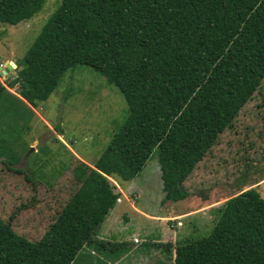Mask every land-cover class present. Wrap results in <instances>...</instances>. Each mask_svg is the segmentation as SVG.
Segmentation results:
<instances>
[{"label": "trees", "instance_id": "trees-1", "mask_svg": "<svg viewBox=\"0 0 264 264\" xmlns=\"http://www.w3.org/2000/svg\"><path fill=\"white\" fill-rule=\"evenodd\" d=\"M45 1L0 0V22L28 20ZM14 62L16 94L0 73L7 128L23 126L77 64L127 104L92 166H73L79 186L38 240L0 219V264H73L117 202L110 178L137 177L156 153L161 203L187 197L183 181L264 80V0H59ZM175 263L264 264V198L254 187L227 198L206 236L177 243Z\"/></svg>", "mask_w": 264, "mask_h": 264}, {"label": "rangeland", "instance_id": "rangeland-1", "mask_svg": "<svg viewBox=\"0 0 264 264\" xmlns=\"http://www.w3.org/2000/svg\"><path fill=\"white\" fill-rule=\"evenodd\" d=\"M58 4L59 0H46L37 15L15 26L0 22V72L24 55ZM15 75L11 68L1 76L11 92L18 90V85L8 86ZM34 108L35 112L27 111L29 116L33 114L30 119L20 121L25 122L23 126L0 124V219L31 241L43 235L78 188L73 166L80 161L92 166L127 114L119 88L85 64L66 71L57 89ZM3 149L10 154L4 155ZM135 179L131 190L143 194L139 200L143 205L154 213L174 210L171 213L177 216L170 213L168 225L183 237L180 241L199 239L210 232L214 220L207 208L251 187L264 198V80L182 183L188 195L181 202L188 212L197 211L193 216L202 217L200 223L188 214V219L181 221L180 200L161 203L165 192L156 153ZM110 181L122 187L131 184L118 177ZM159 232L156 227L150 236L160 237ZM170 249V245L155 250L141 244L125 262L150 252L155 264H167ZM86 253L92 261L79 263L75 258L74 264H111L105 259H114L121 251L109 240L91 243Z\"/></svg>", "mask_w": 264, "mask_h": 264}, {"label": "crops", "instance_id": "crops-1", "mask_svg": "<svg viewBox=\"0 0 264 264\" xmlns=\"http://www.w3.org/2000/svg\"><path fill=\"white\" fill-rule=\"evenodd\" d=\"M12 92L16 94V91L15 92L12 91ZM31 108L35 112V108L32 106ZM31 121H33V118ZM135 178L129 180L131 184H128L126 187H122L119 183L113 182V185L115 186L114 191L118 193V199L114 207L109 211L108 215L101 223L98 232L95 236L96 240L93 242H101V241H109V240L114 241L116 248L120 249L121 253L119 254V256H117L114 259L111 258L105 259V262L111 264H155L153 260H150L151 257L153 256L152 253L150 252L147 253L145 252L144 257L135 258V260L133 259L132 261L128 260L125 262V260L128 258L129 255H133L134 251L136 254V249L141 244H147L151 249L155 248V250L160 247H163V245H170L172 249H170L169 254H167L166 257L167 258L166 260L168 262L167 264H176L175 263L176 242L182 240L183 237L181 238L178 234V231L176 229L170 228V226L168 225V221H170L168 215L174 210L171 209L166 213H162L161 211L158 213H154L152 209L143 205L139 201L142 198L143 194L138 193L136 190H131L132 188L135 189L134 187L135 183L133 182V180L134 179L137 180V177ZM179 202H181V200ZM165 203H168V201ZM222 203L207 208L208 211L211 213L210 216H212L213 220L215 219L214 218L215 209L218 206H220ZM181 206H183L182 208L184 209V212H182L183 210L182 209L179 211L178 214L180 216L181 221L182 219H184V221L188 219L189 217L188 215H190V217L196 218L193 215L196 214L197 211H193V212L189 211L190 212L189 213L186 209L187 205L182 204L181 202ZM127 211L129 212V214H132L134 218L130 219ZM202 213L204 212L202 211ZM171 216H177V215L171 213ZM202 219H203L202 217H199L193 220H197L200 223ZM181 221L179 222L181 223ZM171 225H173V223H171ZM188 226L191 227L192 225L189 224ZM156 227L159 229L160 231L159 233L161 236L154 238L151 237L150 235H151V230L155 229ZM185 233L186 232H183V234ZM90 245L91 243L85 245L76 255L75 258L76 260H78L79 263L92 261L89 255L86 253V250ZM94 251H95L94 249H91V253H94ZM74 262L75 259L73 261V264Z\"/></svg>", "mask_w": 264, "mask_h": 264}, {"label": "water", "instance_id": "water-1", "mask_svg": "<svg viewBox=\"0 0 264 264\" xmlns=\"http://www.w3.org/2000/svg\"><path fill=\"white\" fill-rule=\"evenodd\" d=\"M14 69V68H16V64H15V62L14 61H10L9 62V65L7 66V68L6 69H4V70H1V74H5L8 70H10V69Z\"/></svg>", "mask_w": 264, "mask_h": 264}, {"label": "built area", "instance_id": "built-area-1", "mask_svg": "<svg viewBox=\"0 0 264 264\" xmlns=\"http://www.w3.org/2000/svg\"><path fill=\"white\" fill-rule=\"evenodd\" d=\"M3 67V65H0V68ZM2 70V69H1Z\"/></svg>", "mask_w": 264, "mask_h": 264}]
</instances>
